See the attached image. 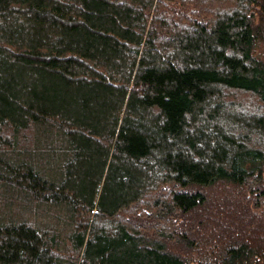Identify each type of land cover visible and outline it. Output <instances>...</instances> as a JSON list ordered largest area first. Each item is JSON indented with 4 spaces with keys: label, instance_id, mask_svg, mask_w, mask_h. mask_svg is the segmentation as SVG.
Returning a JSON list of instances; mask_svg holds the SVG:
<instances>
[{
    "label": "trees",
    "instance_id": "1",
    "mask_svg": "<svg viewBox=\"0 0 264 264\" xmlns=\"http://www.w3.org/2000/svg\"><path fill=\"white\" fill-rule=\"evenodd\" d=\"M262 197L264 0H0V264H264Z\"/></svg>",
    "mask_w": 264,
    "mask_h": 264
},
{
    "label": "rangeland",
    "instance_id": "2",
    "mask_svg": "<svg viewBox=\"0 0 264 264\" xmlns=\"http://www.w3.org/2000/svg\"><path fill=\"white\" fill-rule=\"evenodd\" d=\"M222 191H223V189L218 188V189L214 190V194H213V191H210V192H209V196L212 195V198H213V202H212V203L214 204V203H217V202H218V203H217V204H218L217 209H218V208L223 209V206H224V205H221V202H222V204H224V201H226V200H228V199H229L228 201H230V200L233 199V198L229 197L228 195H231L232 197H235V196H236V195H234V193H233V191H232L231 189H227V192H226L227 194H225V193L222 194V193H223ZM215 192L221 193L222 195L219 196V194H217V193H215ZM213 195H215V196H213ZM217 195H218V196H217ZM263 199H264L263 197H262V198H259V201H260V202L262 201V203H263V201H264ZM253 200H254V202H252V204H251V209H252V208H255V202H256V200H258V197L255 196V197L253 198ZM253 203H254V204H253ZM258 211H259V212H256V211L254 212V211H253V213H256L257 216L262 217V216L264 215V214H263L264 211H262V210H258Z\"/></svg>",
    "mask_w": 264,
    "mask_h": 264
}]
</instances>
